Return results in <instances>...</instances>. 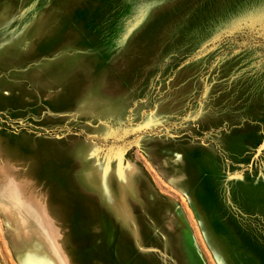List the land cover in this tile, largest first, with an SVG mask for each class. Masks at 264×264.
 I'll return each mask as SVG.
<instances>
[{
	"label": "rangeland",
	"instance_id": "obj_1",
	"mask_svg": "<svg viewBox=\"0 0 264 264\" xmlns=\"http://www.w3.org/2000/svg\"><path fill=\"white\" fill-rule=\"evenodd\" d=\"M133 11L134 0H0V191L11 184L8 195L17 193L0 207V264H68L73 228L52 226L50 212L51 174L71 134L124 145L161 131L227 141L247 84L264 134V73L254 67L264 39L242 26L225 31L264 11V0H169L118 50ZM248 169L197 186L156 176L194 222L187 241L156 240L169 253L107 264H264L258 180L243 178ZM22 236V249L10 242Z\"/></svg>",
	"mask_w": 264,
	"mask_h": 264
},
{
	"label": "crops",
	"instance_id": "obj_2",
	"mask_svg": "<svg viewBox=\"0 0 264 264\" xmlns=\"http://www.w3.org/2000/svg\"><path fill=\"white\" fill-rule=\"evenodd\" d=\"M240 90L242 116L226 129L227 141L211 135L207 143L162 131L136 137L126 148H121L122 140L102 137L71 134L63 139L66 151L58 155L51 174L50 219L52 226L73 228L67 232L68 264H107L108 258L126 254H167L166 247L159 250L152 244L187 241L186 228L191 230L194 222L186 207L158 186L156 176L169 185L187 180L197 186L196 180L203 178L233 179L236 168L247 164L251 169L243 170V178L249 183L258 180L259 224L264 226V134L261 119L252 118L249 109L256 89L247 84ZM117 151L119 159L109 160ZM193 212L196 225H204Z\"/></svg>",
	"mask_w": 264,
	"mask_h": 264
},
{
	"label": "snow or ice",
	"instance_id": "obj_3",
	"mask_svg": "<svg viewBox=\"0 0 264 264\" xmlns=\"http://www.w3.org/2000/svg\"><path fill=\"white\" fill-rule=\"evenodd\" d=\"M122 2H125V0H122ZM222 2H227V0H222ZM168 4L169 0H134V11L132 15L125 20L124 32L120 36L119 42L117 43L118 50L123 48L131 35L147 21L149 14L153 9L160 8ZM241 26L246 30L251 31L254 36H259V38L264 39V11L247 14L242 21H240L238 24H234L231 28L225 29V31H232L233 28L239 30ZM254 67L256 70L264 73V55L255 61ZM249 71H251V69ZM126 147L127 145L121 146V148ZM141 151H143V147H141ZM145 155H147V153H145ZM108 159H119V151H117L115 156L110 155ZM149 159H152V157H149ZM156 163L157 161L152 159V164L155 165ZM124 168L126 170H131V165L127 162H124ZM153 170L155 171L156 169L154 168ZM0 171L3 170L0 169ZM160 174L164 175L162 168ZM5 179L7 178L5 177ZM164 179L168 180V177L164 176ZM11 187V184L2 186V191H0V207L3 206V201L11 199V197L8 195L9 189ZM12 207L15 206L13 205ZM10 242H12L17 248L22 249L27 241L24 237H10Z\"/></svg>",
	"mask_w": 264,
	"mask_h": 264
},
{
	"label": "bare ground",
	"instance_id": "obj_4",
	"mask_svg": "<svg viewBox=\"0 0 264 264\" xmlns=\"http://www.w3.org/2000/svg\"><path fill=\"white\" fill-rule=\"evenodd\" d=\"M11 170H12V169H11ZM11 170H10V171H11ZM14 186H15V185H14ZM11 188L14 189V187H11ZM33 188H34V187H33ZM33 188H32V189H33ZM13 189H11V190H13ZM11 190H10V191H11ZM13 192L15 193V190H14V191H11L12 194H13ZM9 193H10V192H9ZM12 194H10V195H11V199H12V197H13L12 200H14V197H15V198H16L15 200L17 201V197H16V196H17V193H16V194H13L14 196H13ZM30 195H31V194H30ZM18 198H19V197H18ZM11 199H10V200H11ZM19 199H20V198H19ZM20 200H21V199H20ZM39 200H40V199H39ZM24 201H25V200H24ZM7 202H8V201L6 200V203H7ZM10 205L12 206L11 203H10ZM27 206H28V205H27ZM19 207H20V206H19ZM23 207H24V205H23ZM10 209H12V208H10ZM14 209L17 210L16 208H14ZM35 209H36V208H35ZM19 210H21V209L19 208ZM23 210L25 211V208H23ZM19 212H20V211H19ZM36 212H38V211L36 210ZM14 213H15V212H14ZM25 213H26V212H25ZM29 213H31V212H29ZM38 213H40V212H38ZM40 214H41V213H40ZM9 215H11V214H9ZM29 216H31V215L29 214ZM21 217H22L23 219H25L26 216H25V217L21 216ZM41 217H42V216H41ZM27 218H28V217H27ZM31 218H32V216H31ZM14 219H15V218H14ZM37 219H38V217H37ZM41 219H42V218H41ZM43 219H45V218H43ZM43 219H42V220H43ZM42 220H41V222L43 223ZM57 220H58V219H57ZM24 221H25V220H24ZM31 221H32V220H30V223H31ZM34 221H36V220H34ZM45 221H46V220H45ZM25 222H27V221H25ZM32 222H33V221H32ZM36 222H37V221H36ZM39 223H40V222H39ZM39 223H38V224H39ZM22 224H23V223H22ZM31 224H32V223H31ZM34 224H35V223H34ZM29 225H30V224H29ZM35 225H37V224H35ZM40 225H41V224H40ZM44 225H45V223H44ZM45 226H47V225H45ZM33 227H34V226H33ZM42 227H43V226H42ZM42 227H41V228H42ZM26 228H27V223H26ZM48 228H49V227H48ZM48 228H47V230H48ZM18 230H19V228H18ZM22 231H24V230H22ZM27 231H28V230H27ZM48 231H49V230H48ZM33 233H34V231H33ZM18 234H19V233H16V235H18ZM27 234H28V233H27ZM27 234H26V235H27ZM34 234H35V233H34ZM21 235H22V234H21ZM19 236H20V235H19ZM22 237H23V236H22ZM25 238H26V237H25ZM51 238H52V236H51ZM27 239H28V237H27ZM31 239H32V238L30 237L28 240H31ZM40 239H41V238H40ZM52 240H53V238H52ZM52 240H50V241H51V244H52ZM42 242H43V240H42ZM51 244H50V245H51ZM45 245H46V244H45ZM50 245H49V246H50ZM52 246L54 247L53 244H52ZM45 249H46V248H45ZM55 250H56V249H55ZM58 250H59V248H58ZM60 250H62V249H60ZM46 252H47V250H46ZM57 252H59V251H57ZM57 256H58V253H57ZM50 257H51V256H50ZM51 258H52V257H51ZM56 259H58V258L56 257ZM56 259H55V260H56ZM58 260H60V259H58ZM60 262H61V261H60ZM54 263H55V262H54ZM60 264H61V263H60Z\"/></svg>",
	"mask_w": 264,
	"mask_h": 264
}]
</instances>
